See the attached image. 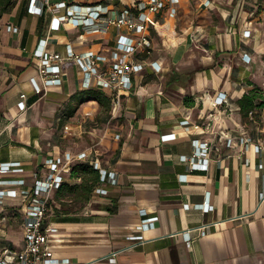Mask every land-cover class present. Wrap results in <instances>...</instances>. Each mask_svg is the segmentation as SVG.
<instances>
[{
    "label": "crops",
    "instance_id": "obj_1",
    "mask_svg": "<svg viewBox=\"0 0 264 264\" xmlns=\"http://www.w3.org/2000/svg\"><path fill=\"white\" fill-rule=\"evenodd\" d=\"M63 1L103 5L115 15L127 9L140 14V0H49L51 9L43 15L30 12L32 0H0V167L19 162L24 168L0 174V180H25L0 189L34 188L54 157L100 153L102 166L117 173L116 184L100 181L85 200L83 177L73 176L72 168L93 165L92 159H75L63 187L53 193L45 224L56 228L51 235L57 257L82 264H264V152L254 148L264 143V108L252 109L253 120L252 110L244 114L239 103L255 86L264 89V0H165L155 15L157 26L147 32L152 53L136 56L145 68L133 75L116 114L111 91L96 86L90 88L107 94L110 106L90 100L71 113L72 96L90 89L75 60L64 62L63 83L47 93L38 94L31 82L39 75L36 50L45 41L50 52L64 56L69 46L77 54L110 55L120 33L132 36L128 26L106 33L69 23L53 29V19L66 13L54 9ZM220 93L228 94L230 107L214 106ZM172 133L178 137L163 141ZM242 135L253 139L250 147L240 143ZM229 136L237 139L233 146ZM195 140L212 145L208 159H198L209 162L208 169L194 170L184 160L194 155ZM207 200L213 205L209 212L197 206ZM22 204L21 195L5 197L1 246H24ZM143 210L159 220L141 232ZM204 225L206 235L198 229ZM140 233L144 240H130ZM13 236H21L20 243Z\"/></svg>",
    "mask_w": 264,
    "mask_h": 264
},
{
    "label": "built area",
    "instance_id": "obj_2",
    "mask_svg": "<svg viewBox=\"0 0 264 264\" xmlns=\"http://www.w3.org/2000/svg\"><path fill=\"white\" fill-rule=\"evenodd\" d=\"M179 0H170L176 3ZM210 4V1L207 3ZM49 0H32L30 12L34 14L43 15L45 8L51 9ZM137 8L140 14L136 15L132 10L127 9L124 12L115 15L112 14L108 7L103 5L97 6H82V5H68L66 1L56 4L55 10L66 8V13L60 17H55L52 21L53 29H58L63 23L74 24L86 32H102L106 33L112 26H116L119 31L123 26H128L132 36L121 34L118 38L116 47L111 50L110 55L96 53L89 51L84 54H77L71 46L68 47L67 55L60 53L50 52L45 46L36 50V56L39 58V75L31 79V82L38 94L47 93L51 87L58 86L63 83V64L68 60H75L81 68L85 80L84 88L96 86L102 90L111 91L110 97L113 99L114 110L116 114L122 106L123 95L127 89L133 86V75L144 70L145 63L137 59L139 52H146L151 54V41L147 37V32L151 26H157L158 21L155 15L159 13L165 6V0H140L137 2ZM177 9H172L171 14L175 15ZM10 30L18 31V28L9 26ZM245 37H251V30L244 32ZM247 62H250L248 60ZM27 94L21 95L19 102V109L24 112L28 109ZM213 104L217 108L223 106L230 107L229 96L227 93H220L213 99ZM251 119H256V111L250 112ZM212 118L218 119L217 113H212ZM183 124L190 126L189 120H184ZM201 124H195V129H200ZM67 131L71 128L69 125L65 127ZM120 137V135H119ZM178 137L177 133L164 135L163 141L173 140ZM225 137V136H224ZM227 138V137H226ZM241 144L245 147H250L253 142L251 137L242 135L238 138ZM237 142L236 137H228L227 144L233 146ZM195 153L191 157H184V160L191 161L192 169H208L209 162H198L199 160L208 159V154L212 150L210 142H201L200 140L194 141ZM257 153L264 152V143H259L254 146ZM96 156L90 157L87 151L78 155L67 153L65 159L61 157H54L47 162L48 173L44 178L38 179L34 188H23L20 191L17 189L4 190L0 189V207L5 203V197H22L21 213L23 215V229H24V246L15 250L11 247L0 245V264H82L75 263L70 258L57 257L55 249L52 245V233L56 228L51 224L46 225L47 212L50 209V201L53 198V193L60 189L65 182V174L70 172L71 163L75 159L86 160L91 158L92 164L96 169L101 172V181L116 184L118 182L117 173L108 171L102 166L99 159L100 153H95ZM206 157V158H205ZM264 164L260 167L263 168ZM21 163L15 162L10 164H3L0 167V174H7L11 172L23 171ZM25 184V180L7 181L0 180L2 183ZM98 193L108 194V190L104 187H98ZM205 212L213 209L210 201H206L202 205H197ZM189 207V205H188ZM0 209V229L2 221L7 219V215L2 216ZM147 213L142 211V215ZM159 220L158 216L143 217L139 230L141 232L155 227L156 222ZM202 235H206L207 231L204 226L198 227ZM185 241L188 246H192L194 239L190 235V231L185 232ZM145 236L140 233L130 236V240L141 241ZM116 261V258H112ZM94 264V263H88Z\"/></svg>",
    "mask_w": 264,
    "mask_h": 264
},
{
    "label": "trees",
    "instance_id": "obj_3",
    "mask_svg": "<svg viewBox=\"0 0 264 264\" xmlns=\"http://www.w3.org/2000/svg\"><path fill=\"white\" fill-rule=\"evenodd\" d=\"M90 100H98L107 107H109L111 104L110 98L107 94L97 88H90L79 91L72 96L71 102L69 103V110H71V113H73L76 110L77 105ZM72 102L76 103V106H74ZM239 103L244 114L249 113L250 110L256 107L264 108V89L260 88L259 86H255L239 100ZM72 175L83 177L82 185L85 191L83 198L88 200L89 194H91L95 186H97L101 181L100 170L96 169L94 165H91L88 162H79L73 165Z\"/></svg>",
    "mask_w": 264,
    "mask_h": 264
},
{
    "label": "rangeland",
    "instance_id": "obj_4",
    "mask_svg": "<svg viewBox=\"0 0 264 264\" xmlns=\"http://www.w3.org/2000/svg\"><path fill=\"white\" fill-rule=\"evenodd\" d=\"M8 230H12V229H8ZM15 230H18V229H15ZM12 238L14 239V241H15L16 243H20V241H21V239H20L21 236H17V237H16V236H13Z\"/></svg>",
    "mask_w": 264,
    "mask_h": 264
},
{
    "label": "bare ground",
    "instance_id": "obj_5",
    "mask_svg": "<svg viewBox=\"0 0 264 264\" xmlns=\"http://www.w3.org/2000/svg\"><path fill=\"white\" fill-rule=\"evenodd\" d=\"M169 31V30H168Z\"/></svg>",
    "mask_w": 264,
    "mask_h": 264
}]
</instances>
